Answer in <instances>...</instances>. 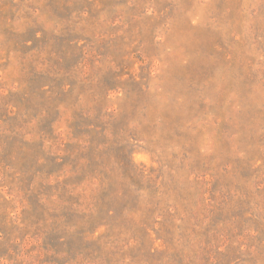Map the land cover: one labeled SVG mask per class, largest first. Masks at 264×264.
I'll return each mask as SVG.
<instances>
[{"label": "rangeland", "instance_id": "1", "mask_svg": "<svg viewBox=\"0 0 264 264\" xmlns=\"http://www.w3.org/2000/svg\"><path fill=\"white\" fill-rule=\"evenodd\" d=\"M0 264H264V0H0Z\"/></svg>", "mask_w": 264, "mask_h": 264}]
</instances>
